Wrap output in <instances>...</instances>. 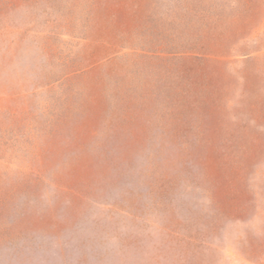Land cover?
Masks as SVG:
<instances>
[{
    "label": "rangeland",
    "instance_id": "rangeland-1",
    "mask_svg": "<svg viewBox=\"0 0 264 264\" xmlns=\"http://www.w3.org/2000/svg\"><path fill=\"white\" fill-rule=\"evenodd\" d=\"M0 264H264V0H0Z\"/></svg>",
    "mask_w": 264,
    "mask_h": 264
}]
</instances>
